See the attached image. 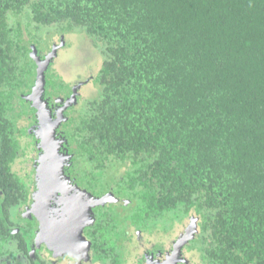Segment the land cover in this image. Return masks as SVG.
I'll return each mask as SVG.
<instances>
[{"label": "trees", "instance_id": "trees-1", "mask_svg": "<svg viewBox=\"0 0 264 264\" xmlns=\"http://www.w3.org/2000/svg\"><path fill=\"white\" fill-rule=\"evenodd\" d=\"M51 28L102 55V99L66 123L84 175L123 169L138 225L193 213L203 264H264V0H0V264L27 198L11 171L36 77L25 38ZM65 87L47 67L43 100Z\"/></svg>", "mask_w": 264, "mask_h": 264}, {"label": "flooded vegetation", "instance_id": "flooded-vegetation-1", "mask_svg": "<svg viewBox=\"0 0 264 264\" xmlns=\"http://www.w3.org/2000/svg\"><path fill=\"white\" fill-rule=\"evenodd\" d=\"M65 84L64 92L45 97L50 109L53 110L55 120L58 117L57 113L61 110H63V117H66L55 129L54 135L59 141L56 152L60 156H71L70 167L67 165L62 173L70 184L90 192L93 203H90L88 199L85 201V196L83 200L73 190H64L60 193L54 189L56 183H52V189L46 195L43 204L39 206L38 199L43 181L39 177V191L36 201H33L35 204L33 214H27L21 221L18 222V219L16 221L18 212L31 203L30 185L39 175L35 166L49 156L47 146L40 145V136H27L24 139L21 135V139L18 138L19 150L11 163V171L26 186L27 198L16 206L11 214L12 224L7 230L16 236L11 239L13 241L12 246L9 247L11 253L1 257V260H11L12 264H31L32 262L35 264H186L189 261L195 264L194 262L199 258L203 264L201 251L196 243L197 239L186 240V236L175 229L187 215L181 218L175 216L173 221L168 218L150 219L147 223L138 225L137 218L133 216L135 209L130 208L129 195L124 196L116 191L117 182L124 179L122 176L116 181V186L112 188L114 190L110 191L108 180L112 177L106 180L104 173L100 175L93 173L91 177L84 175L88 164L79 156L77 157V145L69 142L67 132L70 128L66 126V123L71 118L72 107H64L63 104L57 107L58 111L50 105L53 95L69 96L70 85ZM28 92L29 90L25 93ZM76 168L82 170L80 175L74 171ZM106 184H108L107 190H105ZM62 186H64L63 183ZM106 199L108 203H104ZM119 201L124 203L118 204ZM80 205L83 207L80 208ZM47 209L48 216L45 215ZM82 209L84 211L80 212ZM75 217L77 220L83 217L79 220L83 225L81 235L68 233L75 224ZM44 220L49 222V231L43 228ZM164 222L166 224L163 226ZM75 227L78 228V226ZM102 238L104 240L99 241ZM21 241L23 245L20 244ZM109 248L113 250L109 251Z\"/></svg>", "mask_w": 264, "mask_h": 264}, {"label": "rangeland", "instance_id": "rangeland-1", "mask_svg": "<svg viewBox=\"0 0 264 264\" xmlns=\"http://www.w3.org/2000/svg\"><path fill=\"white\" fill-rule=\"evenodd\" d=\"M53 34L51 36H48L47 33H41L40 31L35 33V38L28 37L26 36V40L29 41L28 44V49H29V55L31 51V47H34L37 51V55L39 57L40 61L45 60L47 57L48 63L50 65V70L54 72V74L58 77V79L63 80L65 83H68L70 85L69 87V96H66L65 94H61L59 96H52L50 105L54 108L55 110H58L60 106L64 104L65 106H70L71 108V116H77L79 114V110L83 108L84 103L87 101L95 98L97 100L102 99L101 93L98 92V87L97 83L95 82V77L98 72V69L100 68V65L102 63V55H100L99 49L94 45L93 41L89 38L86 37V35L78 28H75L72 31L64 32V31H56V29L51 28L50 29ZM47 35V36H46ZM41 42L40 48L38 47V43H35V41ZM55 50L54 54H50L52 50ZM57 82V81H56ZM31 92L29 90L28 94ZM21 93V92H20ZM27 93L22 92L16 100V103L20 104L19 110L24 111V110H29L30 112V117H25L24 119L21 120V123L16 126V136L17 138L21 139L22 137L25 139L27 136H40L41 141L40 145L45 146V139L44 135L42 133V128L40 125V120H39V113L37 112V109L34 107V104L32 103L33 99L32 97L28 96ZM24 101V105L19 101V100ZM46 108L48 109V115L50 121H55V115L53 114V110L50 109V106L48 104V100L44 99ZM58 107V108H57ZM54 110V111H55ZM91 109H87V112L90 111ZM59 111V110H58ZM61 110L59 113V117L62 118V112ZM69 111V112H70ZM69 117V116H68ZM62 122V121H61ZM60 120L59 123L61 124ZM53 135H50V139L53 144V148L59 143L58 140L55 138V130L52 132ZM44 136V137H43ZM23 140V139H22ZM39 144L37 145V147ZM45 150V147H44ZM47 153V152H44ZM57 154V152H56ZM57 165L54 167V173H56L57 177L59 176L63 179H60L64 182V186H62L63 182H55V187L54 189L60 193H63L64 190H73L77 193L79 197H82L84 200L85 196V201L88 199L90 203H93V199L90 197L91 194L85 189L79 188L77 185H72L70 184L64 174L62 173V170L64 171V168L70 167L72 160L71 156L69 155H64L60 156L57 154ZM46 160V157L43 158ZM44 160L42 161L41 164H38L35 166V169L37 173H39L38 177L36 180H33L31 183V203L28 205L24 210H20L18 212V216L16 218V221L18 219V222L21 221V219H24L27 214H33L35 210V204L33 201H36L37 193L39 191L38 183H39V177L41 179L44 178ZM74 171L77 172L78 175H80L81 171L80 169L76 168ZM123 175V169L120 171L116 172V175L112 177L111 180H108L109 185L111 187L110 191H113L112 188L116 186V181L121 179V176ZM115 182V183H114ZM69 183V185L67 184ZM58 184L60 186H58ZM114 196V195H113ZM112 196V197H113ZM115 197V196H114ZM76 198H78L76 196ZM93 198V197H92ZM113 200V198H112ZM108 199L104 203H108ZM120 202V201H119ZM89 203V204H90ZM113 203V202H112ZM115 203V202H114ZM124 201H121L118 204H123ZM81 206V207H80ZM79 207L82 208L83 205H80ZM48 209L45 212V215L48 216ZM84 211L83 209L80 211ZM83 218V217H82ZM82 218L76 219L74 218L75 224L73 227L68 231V233H80L81 227L83 226L81 221H79ZM79 221V222H78ZM166 223L162 224L163 226ZM75 226H78L75 227ZM176 230H178L182 235L186 236V240L189 239H197V244L199 248H202L201 244V236L199 232V226H198V218L194 214H189L187 215L184 220L179 224L176 225ZM180 234V235H181ZM81 235V233H80ZM200 240V242H199ZM189 263L193 264L192 262L189 261ZM186 262V264H189ZM195 264H201L200 259L196 262Z\"/></svg>", "mask_w": 264, "mask_h": 264}, {"label": "water", "instance_id": "water-1", "mask_svg": "<svg viewBox=\"0 0 264 264\" xmlns=\"http://www.w3.org/2000/svg\"><path fill=\"white\" fill-rule=\"evenodd\" d=\"M56 49L52 50L50 54H54ZM36 49L34 47H31V51H30V56L34 59L35 63H36V77H35V81L34 84L31 88V92L28 94V96L32 97V103L34 104V107L37 109V112L39 113V120H40V125L42 128V133L45 139V145L47 146V151H48V158H46V160H44V178L42 181V190H41V194L40 197L38 199V205L41 206L43 204V202L45 201V197L46 195L50 192V189H52V183H55L56 181L58 182L60 179H62L60 176L59 178L57 177L56 173H54V167L57 165V154H56V146L53 148V144L54 142L51 141V137L50 135H53L52 132L53 130H55L57 128V126L59 125V120L61 122V120H63V114H62V118L57 117V119L55 121H50L49 119V113H48V109L46 108L45 102L42 98L43 95V90H44V71L46 70V68L49 65V57H47L45 60L40 61L39 57L36 53ZM59 182H63L62 180H60ZM64 184V182H63ZM43 228L44 230H48L50 229L49 227V222H47L46 220L43 221Z\"/></svg>", "mask_w": 264, "mask_h": 264}]
</instances>
